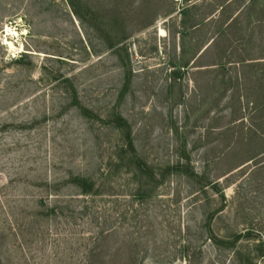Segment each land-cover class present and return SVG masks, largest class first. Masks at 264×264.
<instances>
[{
    "label": "rangeland",
    "instance_id": "obj_1",
    "mask_svg": "<svg viewBox=\"0 0 264 264\" xmlns=\"http://www.w3.org/2000/svg\"><path fill=\"white\" fill-rule=\"evenodd\" d=\"M263 17L0 0V264H264Z\"/></svg>",
    "mask_w": 264,
    "mask_h": 264
},
{
    "label": "trees",
    "instance_id": "obj_2",
    "mask_svg": "<svg viewBox=\"0 0 264 264\" xmlns=\"http://www.w3.org/2000/svg\"><path fill=\"white\" fill-rule=\"evenodd\" d=\"M220 8H225V7H223V6H221ZM243 8V7H242ZM222 9V10H223ZM242 10V9H241ZM243 10H245V8L243 9ZM243 11H241L240 12V14L242 13ZM211 21H214V18H213V16L211 17ZM261 25V26H257V25ZM260 28H264V17H263V19H262V21H260V20H257V22H255V24H254V27H253V29L254 30H252V32L251 33H255V31H256V29H260ZM224 30H226V29H224ZM258 32H262L261 30H259ZM218 36H216L215 34L213 35V37H212V39L210 40V42L208 43V45H206L205 47H204V51H203V55H205V56H208V55H210V53H212V51H214V49L215 48H217L218 47V43H216V41L218 40V38L220 37V35H221V33L220 32H218ZM223 35H224V31H223ZM250 37V36H249ZM253 47H254V50H255V52H263L264 51V44H262V43H260L259 45H255V43H254V45H253ZM261 61H264V58H262V57H260L259 55H257L256 56V58L255 59H253V61H251V62H261ZM256 63V64H257ZM256 64H252V66H255ZM212 66H214L215 68H222L223 67V65L222 64H220V63H215L214 65H212ZM197 68H203V67H197ZM174 76L176 77V78H182V76H183V73L182 72H178V73H175L174 74ZM119 122H120V125H119V129L120 130H122L123 128H125V127H128L127 126V123L123 120V119H121V118H119ZM131 135L129 134V138H130V140H131V137H130Z\"/></svg>",
    "mask_w": 264,
    "mask_h": 264
}]
</instances>
